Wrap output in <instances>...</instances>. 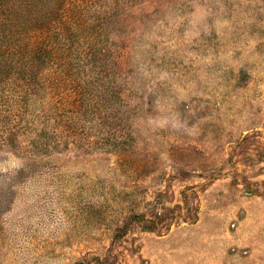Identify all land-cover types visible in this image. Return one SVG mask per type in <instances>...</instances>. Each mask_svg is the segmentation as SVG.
<instances>
[{
  "label": "rangeland",
  "instance_id": "obj_1",
  "mask_svg": "<svg viewBox=\"0 0 264 264\" xmlns=\"http://www.w3.org/2000/svg\"><path fill=\"white\" fill-rule=\"evenodd\" d=\"M0 1V264H264V0Z\"/></svg>",
  "mask_w": 264,
  "mask_h": 264
},
{
  "label": "trees",
  "instance_id": "obj_2",
  "mask_svg": "<svg viewBox=\"0 0 264 264\" xmlns=\"http://www.w3.org/2000/svg\"><path fill=\"white\" fill-rule=\"evenodd\" d=\"M3 2L2 1H0V4H2ZM3 16H1L0 15V19H2V17L4 18V20H6V21H8V20H10L11 19V15H9V14H2Z\"/></svg>",
  "mask_w": 264,
  "mask_h": 264
}]
</instances>
